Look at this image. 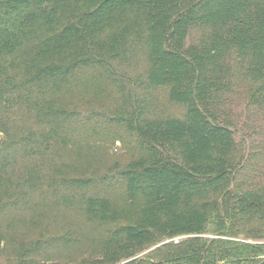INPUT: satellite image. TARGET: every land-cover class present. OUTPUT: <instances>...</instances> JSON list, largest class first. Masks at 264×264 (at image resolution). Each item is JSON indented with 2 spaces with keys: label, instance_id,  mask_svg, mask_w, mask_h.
Instances as JSON below:
<instances>
[{
  "label": "trees",
  "instance_id": "1",
  "mask_svg": "<svg viewBox=\"0 0 264 264\" xmlns=\"http://www.w3.org/2000/svg\"><path fill=\"white\" fill-rule=\"evenodd\" d=\"M236 69L264 105V0H0V250L12 264H264V243L231 239L264 214V191L233 187L220 98ZM159 87L182 116L155 113ZM89 89L115 93L118 113L82 107ZM99 119L138 155L102 162ZM27 209L33 227L76 211L94 247L49 261L80 238L14 235Z\"/></svg>",
  "mask_w": 264,
  "mask_h": 264
},
{
  "label": "rangeland",
  "instance_id": "2",
  "mask_svg": "<svg viewBox=\"0 0 264 264\" xmlns=\"http://www.w3.org/2000/svg\"><path fill=\"white\" fill-rule=\"evenodd\" d=\"M201 31H192L188 42L197 41L202 35ZM133 64L135 65L133 73L142 72L145 68L144 56L139 54L138 57H135ZM253 86L254 82L240 74L236 69L231 78L229 91L222 94L220 98L221 110L229 119L234 133L235 145L232 159L237 166L233 179V187L236 191H264V105L254 104L250 100ZM75 98L78 101L81 100L82 107L94 108V110L105 113L117 114V110L120 108L118 96L110 90L96 92L89 89L84 95L77 90ZM150 100L153 102L155 113L158 115L182 116L184 113V106L174 104L168 100L165 87L152 90ZM95 123L98 126L99 135H103V137L98 138V142L101 144L99 155L102 162L120 161L124 164L131 157L138 155L133 140L122 129L119 130L109 123L104 124L102 119L95 121ZM36 212H31L28 209L17 212V218L22 221L21 223H14L12 227L13 234L22 233L21 235L24 238H32L40 234L46 236L64 234L80 238L78 243L67 249L59 247L49 251V261L59 259L60 262H66L69 260L66 257L76 258L75 256L82 258L88 255L94 247V243H91L84 236H97V230L91 223L84 222L83 217L76 211L60 210L58 214L52 213L49 215L50 217L43 218L41 226L33 227L30 221H27ZM45 224L47 229L45 228L44 233L41 228ZM237 224L239 226L235 230L237 235L231 237V239L264 243V214L260 218H257V216L246 218ZM188 236L190 235L178 236L173 238V241L177 242L179 239ZM206 236L213 237L215 235ZM149 249L146 248L140 254L147 252ZM12 262L10 251L0 250V264H12Z\"/></svg>",
  "mask_w": 264,
  "mask_h": 264
}]
</instances>
